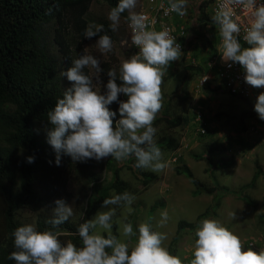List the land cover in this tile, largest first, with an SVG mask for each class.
Returning <instances> with one entry per match:
<instances>
[{
	"label": "clouds",
	"instance_id": "1",
	"mask_svg": "<svg viewBox=\"0 0 264 264\" xmlns=\"http://www.w3.org/2000/svg\"><path fill=\"white\" fill-rule=\"evenodd\" d=\"M228 2L243 7L248 13L242 36L247 47L238 39L241 25L234 18L233 10L221 7L212 16V22L218 26L220 58L228 67L238 63L246 84L264 89V0ZM186 5L187 0H168L167 11L184 16ZM136 6L137 0H118L107 15L109 29L115 32L121 14L128 12L126 23L131 30V44L138 51L120 62L118 72L111 68L107 71L103 94L100 81L103 69L100 60L92 54L78 55L71 60V67L60 73L71 86L46 114L51 125L46 134L47 143L56 153V166L60 164L61 154L74 162L100 161L106 157L119 162L134 158L135 168L153 172L168 166L157 146L153 121L163 106L162 77L170 63L179 60L185 50L181 55L180 45L170 32L155 30L146 15L133 11ZM103 32L104 25L89 23L82 33L86 39L98 36L95 47L101 55L113 49L111 37L106 33L101 35ZM120 95L126 99H118ZM114 102L118 104L115 111L110 108ZM253 110L264 121V91L257 95ZM192 124L200 134L205 133L197 121ZM26 159L33 163L35 158ZM134 200L128 192L103 199L101 207L107 210L96 212L93 218L83 220L77 227L74 233L80 238L77 246L72 242L62 244L58 239L59 226L73 216V207L64 199H56L54 215L46 221L50 228L38 231L32 224L16 227L12 232L16 250L7 259L14 264H182L179 257L163 246L166 233L153 231L148 223L139 224L134 232L132 223L121 220L120 235L125 239L112 234L116 207L110 206L123 204L131 212ZM168 219L167 211L161 212L158 226L163 227ZM194 235L189 264H264V252L242 251L239 237L218 220L202 219Z\"/></svg>",
	"mask_w": 264,
	"mask_h": 264
},
{
	"label": "trees",
	"instance_id": "2",
	"mask_svg": "<svg viewBox=\"0 0 264 264\" xmlns=\"http://www.w3.org/2000/svg\"><path fill=\"white\" fill-rule=\"evenodd\" d=\"M92 1L0 0V264H14L7 259V256L16 250L13 247L12 232L16 227L22 226L17 221V213L23 208L33 209L38 212L35 228L38 231L50 228L46 221L54 214L44 213L41 209L47 204H52L56 197L68 199L70 196L65 191V187L70 180L80 186L76 200L81 205H79L80 215L77 221L68 220L59 226L61 231L58 239L62 244L72 242L80 246V238L74 235L79 224L96 214L101 208L103 199L112 194L128 192V183L119 175L122 169L115 168L113 160L110 159L105 164V172L111 173V180L104 185L103 178L96 173L94 160L74 162L70 157L61 154L60 164L56 166L54 163L56 153L47 143L46 134L51 125L46 114L54 107L57 98H61L63 92L71 86V82L60 73L71 67L72 59L84 54L83 46L86 38L82 33L87 26L85 16ZM101 1L110 8L115 7L118 2V0ZM210 4L211 0H200L191 9L190 21L188 19L186 21V36L180 39L184 44L185 53L191 45L189 43L191 34L194 33L196 26L218 29L209 14ZM121 17L126 19V11ZM99 24L104 25V32L101 35L106 33L113 41V31L109 29L108 23L102 21ZM195 32L199 45L206 51H214L215 41L209 40L197 30ZM92 39H98V36ZM172 63L168 66V73L170 69L176 67V64ZM108 70V68L105 70L106 76ZM187 71L175 92L169 97L165 96L166 101L162 102L163 106L157 113L158 119L165 122L169 129H183L199 117L197 125L203 126L204 123L196 112L187 113V107L191 103V98L187 94V85L194 77L212 73V70L207 64H203L196 68L189 66ZM116 82L120 83L119 80ZM212 85L214 88L211 90ZM201 88L210 94L226 92L215 78ZM187 97L186 105L181 104L180 102L186 101ZM175 98L180 100L178 103L181 107L186 108L180 114L170 111L171 103ZM118 99L124 100L126 97L120 95ZM110 108L115 111L118 104L114 102ZM242 117L243 114L233 119L240 125L239 130L245 132L247 129ZM116 118L118 119L119 116ZM158 146L162 153H172L179 149L177 141L170 138L161 141ZM207 149L209 154L216 153V148L211 145L207 146ZM29 156H34L33 163L27 162L26 158ZM130 159L134 160V158ZM202 159L198 157L196 160ZM229 166L230 164H227L225 168ZM253 171L249 184L242 187L240 192L254 189L257 180L260 177L264 178V171L257 162L254 163ZM133 172L145 188L157 180L155 174L141 172L137 168ZM175 173L190 181L194 187L193 197L215 196L217 192H228L227 189L217 185L204 188L187 167L177 168ZM158 203V206H161V202ZM246 204L251 205L249 197ZM217 205L216 202L210 208L211 211ZM206 213L208 211L198 216L194 223L179 221L169 249L172 250L173 245L179 240L180 232L195 231L197 224L207 215Z\"/></svg>",
	"mask_w": 264,
	"mask_h": 264
},
{
	"label": "rangeland",
	"instance_id": "3",
	"mask_svg": "<svg viewBox=\"0 0 264 264\" xmlns=\"http://www.w3.org/2000/svg\"><path fill=\"white\" fill-rule=\"evenodd\" d=\"M190 1L191 4H188L187 8H193L200 0ZM141 3L142 0H137V6L133 11L139 13ZM110 9L101 0H93L85 16L87 25L89 23L99 24L102 21L109 25L110 21H108L107 15ZM191 14L192 12L188 11V21H190ZM126 15L128 16L127 11ZM195 30L209 40L215 41L214 51H206L199 45L200 43L194 35ZM194 33L191 34L189 42L191 45L187 52L177 60L178 62L174 61L172 64H176V67L170 69V73L167 68L162 77L160 85L162 102L166 101L165 96L169 97L175 92L176 87L182 82V76L188 73L189 66L193 68L203 66V64L208 66L220 56L218 29L212 30L209 27L196 26ZM113 36V49L109 53L101 55L95 47L96 39H85L83 46L84 54H92L101 62L100 67L103 69L100 74L101 94L104 92L103 84L108 80L106 68L116 69L118 72L120 62L134 55L129 44L130 37L126 19L121 17L120 24L113 32ZM201 77H194L187 85V94L191 98L187 113L196 112L201 116L204 122L201 127L205 130L203 135L195 129L192 122L183 129H169L165 122L158 119V114L153 121V126L157 129L155 134L157 146L161 141L169 138L179 144V149L176 152L163 153L164 160L168 165L164 170L153 172L147 169H138L141 172L155 174L157 176L155 182L149 184L147 188L142 186L134 175L135 162L133 159L129 158L118 162L111 157H106L100 161L94 160L96 173L103 178L104 185L111 180V173L105 172V164L108 160H113L114 167L122 169L119 175L122 180L128 183V193L135 197L130 206L131 212L123 204L117 207L110 206L116 207V216L112 220V234L119 239H125L120 235L121 220L124 223H132L134 232L139 224L148 223L153 231L166 233L167 239L163 241V246L169 253L179 257L182 264H189L192 259L195 231L183 230L180 232L179 240L170 250L171 241L177 231V223L179 221L194 223L197 217L206 211L208 213L202 219L218 220L229 231L237 235L242 243V251L251 249L256 253L264 252V178L260 177L257 180L254 189L244 191V193L240 192L242 187L249 184L254 173L255 162L264 171V121L259 120L253 110L254 100L246 102L233 99L224 91L219 94H210L204 89H200ZM212 88H214L213 85L211 90ZM178 102L180 100L175 98L171 103L170 111L175 114H180L186 109L185 106L181 107ZM187 102L188 97L186 101L183 100L180 103L186 105ZM241 114H243V123L247 129L245 132L239 130L240 125L233 119ZM209 145L216 148V153H207ZM198 157L203 159L196 160ZM227 164L230 166L225 168ZM183 167H187L204 188H212L217 185L227 189L228 192H217L215 196L193 197V185L187 178L175 173L177 168ZM137 177L140 178L139 175ZM79 190L80 186L75 181L67 182L65 191L70 197L63 198L73 207V216L69 218L70 221H77L80 215L81 205L76 202ZM248 197L251 205L246 204ZM56 199L61 198L56 197L54 200ZM158 202H161V206H158ZM216 202L217 207L211 211L210 208ZM54 208V203L47 204L41 211L54 214ZM106 210V207H101L98 211ZM163 211H167L169 219L163 227H160L158 221L160 213ZM37 213L33 209L23 208L17 213L16 218L21 225L32 224L36 227ZM124 217L127 219L124 220ZM104 234L106 235V233ZM132 240L134 242L135 237Z\"/></svg>",
	"mask_w": 264,
	"mask_h": 264
},
{
	"label": "built area",
	"instance_id": "4",
	"mask_svg": "<svg viewBox=\"0 0 264 264\" xmlns=\"http://www.w3.org/2000/svg\"><path fill=\"white\" fill-rule=\"evenodd\" d=\"M188 4H191L190 0H187V5ZM187 5L186 15L184 16H179L174 12H168V0H142L141 10L139 11V13H142L148 17L151 26L155 30L160 31L167 29L170 32V35L175 38L176 43L180 45L181 55L183 54L185 47L180 39L185 38L186 36V21L188 19V11L193 9L187 8ZM221 7H229L233 10L234 18L241 25V36L238 37V39L240 40L241 45L247 47L242 39L243 28L247 25L249 20L247 11L239 5L229 4L228 0H211V4L209 6L210 16L212 17ZM127 30L130 37L129 44L133 50V53L135 54L138 49L131 44V30L128 27V24ZM208 66L210 67V70H212V73L208 72L201 78L199 82L200 87L212 80V78H215L230 96L244 101H255L257 95L261 91H264V89L253 88L244 82L243 70L239 64H232L231 67H228L219 56L217 60ZM205 76L207 77L206 80H204ZM199 118L196 121H198ZM201 133L203 132L201 131Z\"/></svg>",
	"mask_w": 264,
	"mask_h": 264
}]
</instances>
